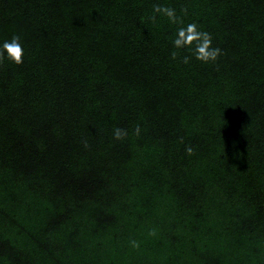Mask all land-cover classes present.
<instances>
[{"label":"trees","instance_id":"trees-1","mask_svg":"<svg viewBox=\"0 0 264 264\" xmlns=\"http://www.w3.org/2000/svg\"><path fill=\"white\" fill-rule=\"evenodd\" d=\"M157 4L225 54L172 59ZM17 35L0 264H264V0H0V45Z\"/></svg>","mask_w":264,"mask_h":264},{"label":"clouds","instance_id":"clouds-1","mask_svg":"<svg viewBox=\"0 0 264 264\" xmlns=\"http://www.w3.org/2000/svg\"><path fill=\"white\" fill-rule=\"evenodd\" d=\"M153 11L155 14H161L166 16L168 20L173 24L181 25L177 28L174 38H172V44L176 51L171 53L172 59H177L180 55V50L189 49L191 56H183L182 63L189 64L191 57H194L197 61L202 63H216L218 59L225 53L219 48L213 45V37L210 33L201 30L197 23H189L187 25L183 24V20L177 15L174 8L153 5ZM181 11L186 15L187 9L182 8ZM153 23L156 22V16L151 17ZM24 48L21 43L20 36H13L11 40H6L0 45V65H2L5 59L11 61L16 65H22L24 62ZM137 136L140 135L141 129L137 125L134 129ZM113 136L115 140H123L128 136V130L125 128H115L113 131ZM183 143V140L180 141ZM90 145L85 140L84 148L88 149ZM186 152L188 155H192L194 149L191 146L186 147ZM149 236L156 235V229L149 231ZM131 246L134 249H138L140 244L136 240L130 241Z\"/></svg>","mask_w":264,"mask_h":264}]
</instances>
